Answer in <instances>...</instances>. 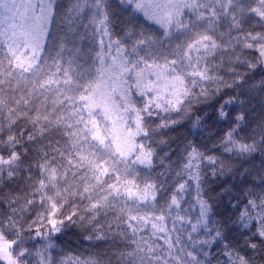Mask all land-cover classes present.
Segmentation results:
<instances>
[{"label": "snow or ice", "instance_id": "obj_1", "mask_svg": "<svg viewBox=\"0 0 264 264\" xmlns=\"http://www.w3.org/2000/svg\"><path fill=\"white\" fill-rule=\"evenodd\" d=\"M0 264H264V0H0Z\"/></svg>", "mask_w": 264, "mask_h": 264}, {"label": "trees", "instance_id": "obj_2", "mask_svg": "<svg viewBox=\"0 0 264 264\" xmlns=\"http://www.w3.org/2000/svg\"><path fill=\"white\" fill-rule=\"evenodd\" d=\"M61 3H66V0H61ZM54 27V31L59 32L60 29L56 28L55 25ZM80 47H82L85 52H87V50L89 48L93 49V55L94 52L96 50H98V42L97 44H93L92 41L86 39L84 41L81 42ZM66 58H67V54H66ZM83 61H77L76 64H73L72 67L74 70H81L77 68V64H82ZM85 68L88 67V65H84ZM207 110V109H206ZM173 119H177L178 117H176L175 115L172 116ZM159 118L157 117H153L151 118V123L153 125H155L156 123H159ZM220 127H227L226 125H221ZM187 128V125L184 126V128H180L177 127L175 129V131L168 133L171 136H176L179 132L185 131ZM158 139V137H157ZM159 169H157L158 171ZM58 243H62V244H66L67 245V251L72 252L74 254H80L82 252H84L85 248H88L90 245L87 242H81L79 237L77 236V230L73 229L72 231L66 233L63 237H62V241H58Z\"/></svg>", "mask_w": 264, "mask_h": 264}]
</instances>
